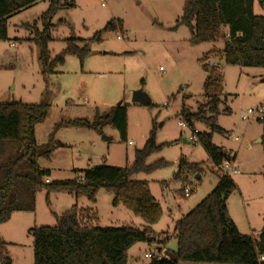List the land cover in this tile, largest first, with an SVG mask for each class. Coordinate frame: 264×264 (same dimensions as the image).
<instances>
[{
  "label": "rangeland",
  "instance_id": "374dc122",
  "mask_svg": "<svg viewBox=\"0 0 264 264\" xmlns=\"http://www.w3.org/2000/svg\"><path fill=\"white\" fill-rule=\"evenodd\" d=\"M185 1L104 0L102 5L101 0H74L75 7L59 10L52 19L50 53L56 56L69 37H76L78 45H87L91 53L83 64L76 55H67L65 63L50 75L41 71L38 49L31 39L33 31L22 26L33 27L36 22L42 29L41 15L49 1L40 0L12 15L7 21V38L0 40V103L50 104L48 117L36 126V140L38 144L48 143L54 133L50 156L39 159L40 167L51 170L52 179H71L104 163L131 166L135 151L144 147L154 128L156 145L161 148L148 157L147 163L163 159L167 165L133 178L147 180L163 207L153 230L172 235L176 222L215 188L221 175L202 143L189 140L193 127L185 124L181 115L184 106L195 111L205 102L204 65H218L223 82L217 124L223 132H214L200 120L194 127L211 133L212 143L221 147L239 170L230 175L236 188L226 201L227 216L242 233L252 235L250 223L259 232V226L264 227V123L256 117L243 120L242 115L264 103V66L227 64L221 54L222 40L195 43L186 26L174 29ZM254 10L264 16V0H255ZM113 19L122 20V28L102 31ZM98 31H102L100 38L95 39ZM135 90L145 92L151 104L134 103ZM119 103L127 107L125 141L111 125L95 129L66 124L77 119L92 122L97 112H108ZM188 163H199L201 170L189 172L182 166ZM186 185H195L187 198L182 193ZM46 196V190L40 191L35 211L15 212L11 221L0 224L1 239L10 243L7 255L12 264H34L30 229L54 226L55 214L73 208L91 226L143 229L145 225L125 206H113V193L104 188L98 191L96 202L53 192L48 205ZM166 247L175 250L176 239L171 237ZM158 252L155 243H135L129 249L128 264H150L152 258L145 255Z\"/></svg>",
  "mask_w": 264,
  "mask_h": 264
},
{
  "label": "trees",
  "instance_id": "16d2710c",
  "mask_svg": "<svg viewBox=\"0 0 264 264\" xmlns=\"http://www.w3.org/2000/svg\"><path fill=\"white\" fill-rule=\"evenodd\" d=\"M40 0H0V40L7 38L8 18L27 9ZM255 0H186L183 14L174 29L186 26L191 41L224 43L222 57L227 64L264 66V16L254 10ZM75 7L74 0H49L41 15L42 29L36 22L32 41L38 49L41 71L44 75L55 73L67 55H76L81 63L90 55L87 45H78L76 37L64 39L65 47L54 57L49 43L53 40L52 19L63 8ZM122 20H110L102 31L119 30ZM95 34L100 38L101 32ZM207 78L204 83L206 100L193 111L183 107L181 115L185 124L194 127L197 120L211 126L214 132H223L217 124L220 114L223 76L218 65H204ZM227 110H229L227 108ZM50 112L48 103L22 101L0 103V224L11 220L15 212L36 210L37 194L47 191L46 202L51 205L50 194L67 192L96 202L101 188L113 193L112 204L125 206L145 223L143 229L132 227H98L83 222L82 213L73 208L56 216V225L30 229L33 234L34 264H128L129 249L138 242L155 243L163 248L171 237L177 242L175 250L160 251L161 258H152L150 264H181L183 261L217 264H264V227L257 237L242 233L227 216L226 201L236 183L231 176L220 175L215 188L190 212L177 222L172 235L153 230L163 215V207L151 193L147 180L133 178L139 173H150L167 165L163 159L147 163L148 157L161 147L155 142V129L142 149L135 151L131 166L101 164L81 171L71 179H52L50 169L39 165V159L49 157L54 133L48 143L38 144L36 126L43 123ZM264 123V117L261 120ZM66 124L101 129L111 125L123 141L127 138V107L121 103L108 112H97L94 121L77 119ZM59 125L56 126V129ZM199 141L216 166L228 159L226 152L212 143L211 133H198ZM264 138V135H263ZM189 172H199V163L182 165ZM181 172L176 174L180 179ZM10 243L0 237L1 264H12L7 255Z\"/></svg>",
  "mask_w": 264,
  "mask_h": 264
},
{
  "label": "built area",
  "instance_id": "2783aa9c",
  "mask_svg": "<svg viewBox=\"0 0 264 264\" xmlns=\"http://www.w3.org/2000/svg\"><path fill=\"white\" fill-rule=\"evenodd\" d=\"M101 1H102V5H104V2H103L104 0H101ZM121 37H122L121 35H118V38H121ZM253 117H256L259 120L263 119L264 103L258 106L256 109H249L247 113H244L242 115L243 120H249ZM198 133H199V130L196 128L192 132V134L189 136V140L192 141L193 143H196L199 140ZM129 143L131 144L132 142H129ZM217 170L221 173V175H228V176H230L231 174L239 173V170L235 168L234 166V161L231 159H225L219 166H217ZM46 181L48 182L49 179H46ZM194 189H195V185L184 186L182 189L183 196L186 198L190 197ZM145 256L150 257V258H154V257L161 258L162 254L158 252L154 254H146ZM260 260H264V253L260 254Z\"/></svg>",
  "mask_w": 264,
  "mask_h": 264
},
{
  "label": "water",
  "instance_id": "95a60500",
  "mask_svg": "<svg viewBox=\"0 0 264 264\" xmlns=\"http://www.w3.org/2000/svg\"><path fill=\"white\" fill-rule=\"evenodd\" d=\"M132 101L134 103H138V104H142V105L151 104L150 97L145 92H143L142 90H135L133 92ZM184 141H186V138H184ZM196 177L199 178V175H197Z\"/></svg>",
  "mask_w": 264,
  "mask_h": 264
},
{
  "label": "crops",
  "instance_id": "0c3cea01",
  "mask_svg": "<svg viewBox=\"0 0 264 264\" xmlns=\"http://www.w3.org/2000/svg\"><path fill=\"white\" fill-rule=\"evenodd\" d=\"M46 1V0H45ZM49 1V0H48ZM39 2V1H38ZM37 2V3H38ZM35 5V4H34ZM44 169H47V168H44ZM49 179L50 180H52V176H50L49 177ZM261 187H262V189H263V191H264V183H262V185H261ZM14 215V214H13ZM12 218H13V216H12ZM12 218H11V220H12ZM10 220V221H11ZM248 220H249V218H248ZM234 221V220H233ZM249 222H250V220H249ZM262 223H264V220H263V222ZM236 225H237V223H235ZM237 227H238V225H237ZM249 227H250V230H251V233H252V236L253 235H258L257 233H259V231H257L255 228H253L254 226H252L251 225V223L249 224ZM260 227V230H262V228H261V226H259ZM263 227V226H262ZM239 228V227H238ZM249 235V234H248ZM167 245V244H166ZM158 248V247H157ZM166 246L165 247H163V248H158V251L160 252V251H165L166 250ZM182 264V263H181ZM204 264H216V263H204Z\"/></svg>",
  "mask_w": 264,
  "mask_h": 264
}]
</instances>
